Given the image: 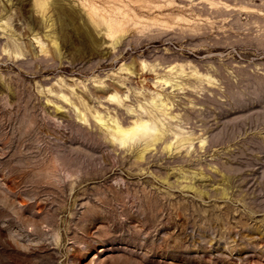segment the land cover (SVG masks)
Segmentation results:
<instances>
[{"label":"rangeland","instance_id":"374dc122","mask_svg":"<svg viewBox=\"0 0 264 264\" xmlns=\"http://www.w3.org/2000/svg\"><path fill=\"white\" fill-rule=\"evenodd\" d=\"M0 264H264V0H0Z\"/></svg>","mask_w":264,"mask_h":264},{"label":"bare ground","instance_id":"6f19581e","mask_svg":"<svg viewBox=\"0 0 264 264\" xmlns=\"http://www.w3.org/2000/svg\"><path fill=\"white\" fill-rule=\"evenodd\" d=\"M108 24V23H107ZM110 26V28H112L113 27V24H110L109 25ZM204 30V29H203ZM206 31V30H205ZM110 35H114V31H111V33H110ZM170 69L171 68H173V67H169ZM169 73H171V72H169ZM168 72L166 73V74H162V75H160L158 78H154L153 80H152V82H153V85L155 86V87H161V88H163V87H168L173 81H178L177 80V74H169ZM173 73V72H172ZM196 78H198L199 80L198 81H200V80H205V78L203 77V74L201 73V75H199V73L198 72H194V73H192ZM209 74H208V72H207V76H208ZM212 76V75H211ZM191 77H192V75H191ZM196 78H194V79H196ZM208 78H210V76H208ZM211 79V78H210ZM209 79V80H210ZM213 79V78H212ZM197 80V79H196ZM207 80V79H206ZM209 80H207V82L209 81ZM211 81H213L214 82V80H211ZM210 82V81H209ZM192 85V84H191ZM174 90V89H173ZM171 95V94H170ZM154 97V96H153ZM169 97V96H168ZM109 99H114V97L113 96H110V98ZM119 101V100H118ZM121 101V100H120ZM119 101V103H121ZM119 103H117V105L119 104ZM116 104V103H115ZM122 104H124V103H122ZM122 104H120V105H122ZM123 106V105H122ZM120 108V107H119ZM148 112V111H147ZM126 113H128V112H126ZM136 114V113H135ZM131 118V117H130ZM150 119V118H149ZM128 123V122H127ZM150 121L148 120H144V119H142V118H140V119H138V120H136L135 122H134V125L133 126H130V127H128V129H121L120 128V126H118L117 127V129H115L114 131H111V135L113 136V138L115 139V140H120V141H122V140H124V139H126L127 137H136V136H138V137H143V136H146L147 135V137L148 138H152V140L154 141V140H158V139H160L161 138V135H160V133H155V134H153V133H150V131H149V129H150ZM122 127V126H121ZM123 128V127H122ZM169 130V129H168ZM166 133V132H165ZM99 139V138H98ZM101 142V141H100ZM122 144V143H121Z\"/></svg>","mask_w":264,"mask_h":264}]
</instances>
